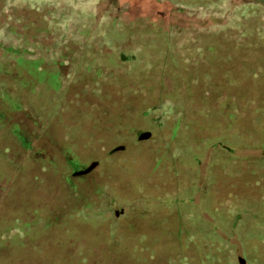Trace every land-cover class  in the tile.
<instances>
[{
	"label": "trees",
	"instance_id": "obj_1",
	"mask_svg": "<svg viewBox=\"0 0 264 264\" xmlns=\"http://www.w3.org/2000/svg\"><path fill=\"white\" fill-rule=\"evenodd\" d=\"M31 1L45 2L42 11L31 10L27 16L17 11L8 36L0 40V165L16 163L18 118L39 126L48 117L62 121V114L78 109L80 132L93 126L92 134L110 133L109 143L116 145L141 126L163 125L172 133L169 149L179 190L172 207L182 213L200 211V204L181 199L201 195L214 221L186 223L172 236L207 231L213 264L228 263L223 259L227 251H216L220 241L259 243L264 236V25L253 29L249 19L237 33L181 34L140 20L98 19L83 8L85 0ZM23 62H39V72L47 77L37 80L31 70H22ZM90 106L97 117L86 112ZM111 106L125 112L113 115ZM139 108L143 122L134 114ZM161 109L165 112L154 115ZM202 173L208 177L204 186L198 180ZM218 174L225 176L220 189L229 198V209L223 211L212 207ZM21 230L24 244L31 231ZM198 242L206 243L203 238ZM172 245L176 254L177 245ZM120 246L118 253H130ZM209 249L204 245L202 251ZM8 253H14L13 246L0 248V264L15 259ZM246 253L257 256L251 248L237 252L245 258ZM50 254L46 264L69 263L62 255L58 260L53 249Z\"/></svg>",
	"mask_w": 264,
	"mask_h": 264
},
{
	"label": "rangeland",
	"instance_id": "obj_2",
	"mask_svg": "<svg viewBox=\"0 0 264 264\" xmlns=\"http://www.w3.org/2000/svg\"><path fill=\"white\" fill-rule=\"evenodd\" d=\"M43 3L45 2L39 1V4H35L31 0H0V40L4 41L8 36L6 30L16 17L17 11L18 14L27 16L31 10L42 11ZM84 4L83 8L98 19L102 16L122 17L129 24L140 20L167 32L237 33L244 28L242 23L249 24L245 22L249 19L253 29L264 25V0H85ZM21 65H23V71L27 68L31 70L37 80L46 78L48 75V73L39 72V62H23ZM52 81L55 82V79ZM164 112L161 109L154 115H161ZM168 119L165 116L166 122L169 121ZM15 132L19 135L17 144L23 145L25 137L21 130L15 128ZM32 142V145L37 148L36 140ZM6 152L8 154V151ZM76 155L78 163L86 162L87 151L77 152ZM31 169L25 158L19 159L15 165H8L7 161L6 164L0 165V248L5 250L7 245L13 246L14 253L8 254H14L15 259L12 262L9 261V264H20V262L21 264H43V262L46 264L48 257H51L52 249L54 253H59L56 254L58 260L62 255L69 262L68 264H200L198 260L191 261L185 255L174 258L172 243L165 247L161 246L158 250L155 248L147 250L143 245L141 246L144 249H141L142 247L139 249L134 242L126 243L115 230L106 227L105 222L102 221L104 218L100 214L103 213L107 217V213L102 212L103 208L100 206L85 207V209L72 206L71 209H65V204L59 198L62 193L60 188L47 185L40 178L37 180ZM121 169L118 166V173L122 171ZM46 187L49 188L48 192L44 190ZM186 213L185 220L189 218L194 223L202 220L199 212L193 209ZM67 216L69 223L64 225ZM61 224L63 226L59 227ZM21 228L31 231L29 232L31 240L28 237L24 238L26 245L19 237V235L24 236ZM181 228L174 225L170 229L168 226L167 229L164 228V233L168 236L171 235L169 230L176 232ZM38 229L40 230L37 231ZM113 237L116 238L115 244L108 242ZM200 238H203L206 241L204 245L211 249L200 254L203 259H208L213 264L210 251L214 245L210 243L211 236L207 231L187 236V239L191 241H197ZM62 240L65 242L63 247L54 246V243L59 244ZM120 245L124 248L129 247L130 253H118L117 248ZM196 245L199 250H203V244L198 242ZM241 246L245 250L251 248L257 255L253 257L252 254L246 253L247 264H264V236H261L259 243L247 244L242 241L241 245L238 244L240 254ZM21 247L23 250H20ZM215 247L216 251H221L224 255L225 250L230 252L234 249L233 244L223 241ZM42 250L44 253L39 254ZM223 259L228 262L226 264H238L234 255L232 257L227 255V258Z\"/></svg>",
	"mask_w": 264,
	"mask_h": 264
},
{
	"label": "flooded vegetation",
	"instance_id": "obj_3",
	"mask_svg": "<svg viewBox=\"0 0 264 264\" xmlns=\"http://www.w3.org/2000/svg\"><path fill=\"white\" fill-rule=\"evenodd\" d=\"M62 62L58 60L57 64ZM90 102L93 103L91 100ZM75 110L71 111V114H62V121L60 119L50 121L47 115L45 124L39 126L18 118L25 143L21 146L15 144L17 153L12 156L15 162L25 158L34 175L42 179L43 183L60 188L62 193L59 198L65 204V209H71L72 206H79L82 209L102 207V212L107 213V217L103 213L100 214L104 218L102 221L107 228L115 230L126 243L134 242L136 248L145 247L147 250L154 248L158 250L163 243H172L177 245L176 250L178 248L176 257L185 255L191 261L193 259L198 260L200 264H210L208 259H203L200 254L203 251H196L198 240H188V234L179 236L174 234V237L172 230L168 231L171 235L167 236L164 233V228L167 229L168 226L171 229L174 225L185 227L186 223L197 224L189 218L184 219V215L187 216L186 212L182 213L175 206L172 207L175 195L179 193L176 187L177 179L174 177L175 171L172 173V151L169 149L172 145L170 139L172 133L163 125L141 126L131 132V138L126 139V142L111 144L109 142L112 134L104 131L97 135L92 134L93 126L87 125L86 129L80 132L75 117L81 110ZM86 112L92 113L95 117L99 115L91 106ZM109 112L118 116L125 110L111 106ZM134 114L144 121V110L139 108ZM13 136L11 139L14 141L17 136ZM34 140L37 148L32 145ZM105 142L109 144L104 146ZM168 143L170 145H167ZM81 151L88 153L86 162L82 164L76 159V153ZM118 166L122 168L119 173ZM204 174L198 178L200 186L206 185L208 181ZM224 179L225 176L218 174L215 185L217 189L216 192L213 191L216 193L215 203L212 204L215 210L229 209L225 203L229 198H226L227 194L224 195L220 189ZM44 190L47 191L49 188L46 187ZM181 200L196 207L200 204V211L197 212L201 215L202 224H206L207 221L214 222L209 217L201 195L194 194L191 198L185 197ZM131 228H135L136 232ZM132 232L137 234L135 238L130 235ZM115 239L113 237L108 242L115 243ZM229 243L235 246V251L225 250L227 255L230 257L234 255L238 264H242L240 259L245 257L237 254L239 253L237 244L235 245L234 241Z\"/></svg>",
	"mask_w": 264,
	"mask_h": 264
},
{
	"label": "water",
	"instance_id": "obj_4",
	"mask_svg": "<svg viewBox=\"0 0 264 264\" xmlns=\"http://www.w3.org/2000/svg\"><path fill=\"white\" fill-rule=\"evenodd\" d=\"M145 137H148V135H145ZM240 261L242 264H247L245 258H241Z\"/></svg>",
	"mask_w": 264,
	"mask_h": 264
}]
</instances>
